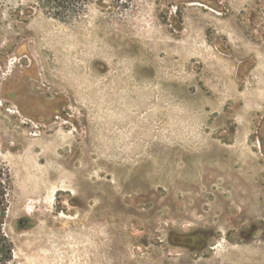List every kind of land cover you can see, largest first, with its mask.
<instances>
[{
    "label": "rangeland",
    "instance_id": "1",
    "mask_svg": "<svg viewBox=\"0 0 264 264\" xmlns=\"http://www.w3.org/2000/svg\"><path fill=\"white\" fill-rule=\"evenodd\" d=\"M53 1L0 0L17 264H264V0Z\"/></svg>",
    "mask_w": 264,
    "mask_h": 264
},
{
    "label": "trees",
    "instance_id": "2",
    "mask_svg": "<svg viewBox=\"0 0 264 264\" xmlns=\"http://www.w3.org/2000/svg\"><path fill=\"white\" fill-rule=\"evenodd\" d=\"M52 1H48L50 5ZM83 2V0H82ZM54 4L65 3V0H55ZM12 178L9 168L0 161V264H17L15 260V244L6 231L12 193Z\"/></svg>",
    "mask_w": 264,
    "mask_h": 264
},
{
    "label": "flooded vegetation",
    "instance_id": "3",
    "mask_svg": "<svg viewBox=\"0 0 264 264\" xmlns=\"http://www.w3.org/2000/svg\"><path fill=\"white\" fill-rule=\"evenodd\" d=\"M12 101H16V99L12 100Z\"/></svg>",
    "mask_w": 264,
    "mask_h": 264
}]
</instances>
